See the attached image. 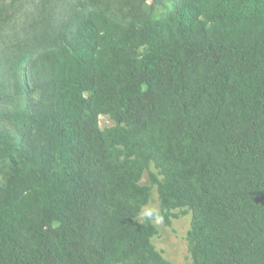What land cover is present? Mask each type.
I'll return each instance as SVG.
<instances>
[{
    "label": "trees",
    "instance_id": "obj_1",
    "mask_svg": "<svg viewBox=\"0 0 264 264\" xmlns=\"http://www.w3.org/2000/svg\"><path fill=\"white\" fill-rule=\"evenodd\" d=\"M186 215L264 264V0H0V264H170Z\"/></svg>",
    "mask_w": 264,
    "mask_h": 264
},
{
    "label": "rangeland",
    "instance_id": "obj_2",
    "mask_svg": "<svg viewBox=\"0 0 264 264\" xmlns=\"http://www.w3.org/2000/svg\"><path fill=\"white\" fill-rule=\"evenodd\" d=\"M100 128H105L113 125V122L106 116L99 117ZM147 178L144 176L142 183H145ZM158 207L157 193L152 190L149 203L142 209L140 219H145L146 211L155 212ZM191 223V215L182 216L181 218L174 220L170 227L164 226L162 221H154V225L158 230L157 236L152 238L151 242L154 247L162 253L163 257L169 261L170 264H188L190 261L187 231Z\"/></svg>",
    "mask_w": 264,
    "mask_h": 264
},
{
    "label": "clouds",
    "instance_id": "obj_3",
    "mask_svg": "<svg viewBox=\"0 0 264 264\" xmlns=\"http://www.w3.org/2000/svg\"><path fill=\"white\" fill-rule=\"evenodd\" d=\"M145 215L147 216V217H152L153 215H154V213L152 212V211H146L145 212ZM157 219H159L160 217L159 216H157L156 217ZM156 221V220H155ZM163 223V222H162ZM189 229H190V226H189ZM188 229V230H189ZM158 231V230H157ZM187 233H188V231H187ZM158 234V233H157ZM186 238H187V236H186ZM168 261V260H167Z\"/></svg>",
    "mask_w": 264,
    "mask_h": 264
}]
</instances>
